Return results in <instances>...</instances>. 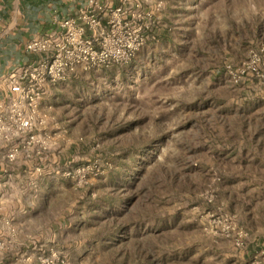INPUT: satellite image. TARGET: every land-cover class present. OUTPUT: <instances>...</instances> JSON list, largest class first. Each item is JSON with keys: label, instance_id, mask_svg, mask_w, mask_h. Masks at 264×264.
<instances>
[{"label": "rangeland", "instance_id": "rangeland-1", "mask_svg": "<svg viewBox=\"0 0 264 264\" xmlns=\"http://www.w3.org/2000/svg\"><path fill=\"white\" fill-rule=\"evenodd\" d=\"M126 7L104 14V62L51 93L49 166L21 188L24 244L0 236V255L264 264V0Z\"/></svg>", "mask_w": 264, "mask_h": 264}, {"label": "built area", "instance_id": "built-area-1", "mask_svg": "<svg viewBox=\"0 0 264 264\" xmlns=\"http://www.w3.org/2000/svg\"><path fill=\"white\" fill-rule=\"evenodd\" d=\"M130 1L123 0L115 6L90 0L75 15L60 20L54 29L25 43L26 52L40 54L41 58L0 76V85L6 84L10 92L8 100H0V141L10 144L8 161H14L20 153L28 159H40L49 150V137L43 132L45 118L40 110L45 87L66 80L78 69L87 70L104 62L100 44L104 14H111L113 19L108 24L114 27L119 15L127 13L126 4ZM3 246L0 238V248Z\"/></svg>", "mask_w": 264, "mask_h": 264}, {"label": "crops", "instance_id": "crops-1", "mask_svg": "<svg viewBox=\"0 0 264 264\" xmlns=\"http://www.w3.org/2000/svg\"><path fill=\"white\" fill-rule=\"evenodd\" d=\"M96 1L116 6L110 0ZM89 3L90 0H0V76L41 58L40 54L26 52L25 43L34 36L44 35L54 29L60 20L75 15ZM59 83L47 84L45 87L40 101L41 114L45 120L52 112L49 103L51 93ZM9 98V87L1 84L0 100ZM9 147L10 144L0 141V236L15 245H23L25 239L21 216L33 208L32 197L35 196L21 188L30 183L33 175H39L40 168L37 166H49V155L46 152V157H41L37 162L20 153L14 161H8L6 154ZM11 258L18 260L17 256ZM7 261V257L0 255V264H6Z\"/></svg>", "mask_w": 264, "mask_h": 264}]
</instances>
